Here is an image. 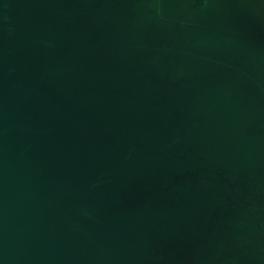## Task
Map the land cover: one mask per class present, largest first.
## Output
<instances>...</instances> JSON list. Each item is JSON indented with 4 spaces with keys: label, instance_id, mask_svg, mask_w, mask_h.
<instances>
[{
    "label": "water",
    "instance_id": "water-1",
    "mask_svg": "<svg viewBox=\"0 0 264 264\" xmlns=\"http://www.w3.org/2000/svg\"><path fill=\"white\" fill-rule=\"evenodd\" d=\"M0 264H264V0H0Z\"/></svg>",
    "mask_w": 264,
    "mask_h": 264
}]
</instances>
